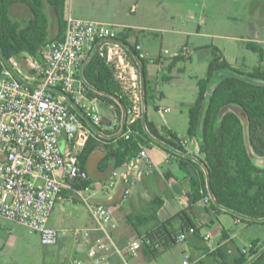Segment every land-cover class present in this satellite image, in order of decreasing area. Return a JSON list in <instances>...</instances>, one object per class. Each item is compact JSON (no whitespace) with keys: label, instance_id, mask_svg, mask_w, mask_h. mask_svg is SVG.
Returning a JSON list of instances; mask_svg holds the SVG:
<instances>
[{"label":"built area","instance_id":"obj_1","mask_svg":"<svg viewBox=\"0 0 264 264\" xmlns=\"http://www.w3.org/2000/svg\"><path fill=\"white\" fill-rule=\"evenodd\" d=\"M65 22L61 39L47 43L38 57L23 55L25 64L32 70L29 75H23L16 59L6 61L0 57V218L23 224L38 233L41 244L52 246L65 233L49 224L52 209L62 200L80 203L93 227L75 228L73 233L80 240L78 244L85 248L89 263L131 264L130 258L141 248L142 239L128 240L123 246L115 243L112 232L118 223L113 208L92 201L89 176L79 164L78 151L86 139L90 135L108 138L109 134L99 126L103 118L100 99L87 93V87L93 88L82 72L96 55L114 63L117 78L132 97L131 103L124 107L119 101L121 96L107 95L121 107V122L114 128L118 130L114 138L128 139L131 134H138L131 126L142 116L138 61L145 59L146 53L140 43L133 42L135 53L121 39L119 34L128 27L79 19L69 13H65ZM189 52L186 44L170 55L168 50H163L165 60L188 58ZM158 110L162 113L167 108ZM61 137L69 145L65 154L60 152ZM150 168L143 145L112 170L106 186L123 183L126 197L141 170L149 172ZM64 191L68 194L64 195ZM210 200L209 195L202 201L208 204ZM93 231L98 235L92 236ZM192 232L191 228L180 232L177 242H184L186 234ZM250 247H244L242 252L248 254ZM72 264H86V261L77 258ZM181 264L200 263L183 251Z\"/></svg>","mask_w":264,"mask_h":264},{"label":"trees","instance_id":"obj_2","mask_svg":"<svg viewBox=\"0 0 264 264\" xmlns=\"http://www.w3.org/2000/svg\"><path fill=\"white\" fill-rule=\"evenodd\" d=\"M15 4L28 8L29 17L22 23L10 15V9ZM45 5L51 9L55 26L54 35L50 33V19L44 11ZM65 26V0H0V57L6 61L16 59L20 66L25 68L23 55L27 53L38 57L47 43L63 37ZM119 35L136 53L134 43L137 42V37L133 36L132 29L126 28ZM130 37L135 38L134 43L129 41ZM246 46L257 53L259 63L245 71L231 66L218 47L214 45L205 47L210 50L211 58L207 63L205 76L196 81L197 93L188 106L186 129L188 137L197 139L201 155L197 160L203 163L204 168L190 157L177 154L178 152L156 143L144 131L141 114L131 126L138 134L133 133L128 139L90 135L78 151L79 164L84 171L87 159L96 149L104 150L98 164L99 170H103L109 161L113 162L114 168L120 167L150 141H154L153 143L166 152L176 156L180 168L188 175L189 191L185 195L187 206L170 219L157 221L151 230L140 237L141 246L146 247L151 258L176 244V237L180 232H188L190 228L193 229L192 233L199 231L200 226L190 213L196 202L209 196V191L214 200L211 198L206 208L218 213L227 212L236 220L245 223H255L253 218L264 217V167L255 164L248 151L250 147L256 156H264V53L256 42L247 41ZM126 55L130 58L128 52ZM185 59L187 58L175 57L166 60L165 63L159 59L157 61L161 66L171 69L177 61ZM141 62L144 76L143 95L146 101L148 91L146 59H142ZM218 71L227 73L213 80ZM82 73L89 86L93 88L87 87V93L90 96L96 94L103 108L113 105L120 119V105L107 95L116 98L121 96L119 101L124 107L131 103L132 97L126 85L117 78L114 63L105 62L96 55L85 65ZM228 105L237 106L245 113V124L236 112L223 111ZM147 126L155 139L185 153L181 145L183 140L175 132L148 119ZM206 172L209 189L206 184ZM88 183H91L90 177ZM215 201L226 210L219 208ZM151 202V212L155 214L161 203L158 197ZM175 221L179 222L177 229L173 226ZM262 244L264 240L261 242L253 240L248 254L237 250L236 256L230 262L227 256L222 255L221 248H216L211 255L217 257L218 264H244ZM248 264H264V252Z\"/></svg>","mask_w":264,"mask_h":264},{"label":"rangeland","instance_id":"obj_3","mask_svg":"<svg viewBox=\"0 0 264 264\" xmlns=\"http://www.w3.org/2000/svg\"><path fill=\"white\" fill-rule=\"evenodd\" d=\"M65 8L79 19L131 27L133 36L146 53L147 115L158 125L170 126L187 142L191 139L186 134L188 106L197 93L196 81L205 76L211 58L210 50L205 47L215 45L234 68L244 71L259 63L257 53L246 46L247 41L256 42L264 53V0H65ZM44 11L53 30L50 7L45 5ZM10 15L22 23L29 17V11L27 6L15 4ZM184 44L190 50L187 59L177 61L171 69L164 65L159 68L154 63L158 59L166 62L163 50H168L170 55ZM226 73L216 72L213 80ZM157 107L167 110L161 115ZM226 110L241 114V109L234 105L227 106ZM114 113V107L110 113L108 107L101 106L102 117L112 120ZM114 119L117 129L121 121L116 113ZM101 156V150L97 149L85 164L86 171L94 179L106 173L98 168ZM72 206H66L70 215L64 224L69 230L64 239L69 244L65 245H43L38 233L23 224L7 221L5 227L0 228V264H72L78 255L71 245L80 242L73 230L80 226L78 220L84 210L81 204ZM144 211L146 208L137 213ZM212 218L216 227L209 229L210 223L202 227V232L213 241L211 245L216 244L220 227L231 235L235 252L264 237V223L241 222L227 212H219Z\"/></svg>","mask_w":264,"mask_h":264},{"label":"crops","instance_id":"obj_4","mask_svg":"<svg viewBox=\"0 0 264 264\" xmlns=\"http://www.w3.org/2000/svg\"><path fill=\"white\" fill-rule=\"evenodd\" d=\"M65 13H68L66 8H65ZM50 33L51 35H54L55 28L53 30L50 29ZM136 40L139 43L138 39ZM133 42H135V38L133 39ZM154 63L157 66H159V68H162L159 61H155ZM19 67L21 68L24 76L29 75V73H31L32 71L27 64H25V68L20 66V64ZM110 107L111 106H109L108 109L109 112L111 113L113 106L111 108ZM156 109L158 110L159 108L157 107ZM159 113L163 115V112L162 113L159 112ZM114 116H112V120L110 117H109L110 119H108V121L111 120L112 123L104 127V131L109 132V134L107 135L109 139L114 138V135L118 131L114 129L116 125V120L114 119ZM146 117L149 121H152L154 124H156L154 120L148 117L147 111H146ZM164 126L173 131V129L170 126L167 125ZM176 135L179 138H181L177 133ZM182 140L184 141V143L181 145L185 150V156L189 157L188 155L191 156L193 155L195 158H199L201 156L198 151L199 146L196 138H191L188 142L184 139ZM153 142L150 141L146 145H144L151 167L150 171L146 172L143 169L141 170L139 177L136 179L135 183L131 186L130 193L126 197L123 196L124 193L123 183L118 182L117 185H115L114 187L106 186L110 174L114 169L112 161H109L107 165L104 166L103 170H106V173H104L103 175H99L97 179L92 178L85 169V172L88 174L91 181L90 192H91L92 201L105 203L113 208V216L116 219L118 226L112 232V236L115 243L118 246H123L128 240L140 238L147 231L151 230L157 224V221L158 222L166 221L171 217H173L174 215H176L177 213H179L180 211H182L183 209H185L187 206V200L185 195L189 191L188 175L183 169L180 168L175 155L169 154L163 148H161L160 146H158ZM68 146L69 145L66 138L61 137L59 142V147H60V152L62 154L66 153ZM100 150L103 156L104 150L103 149ZM101 158L99 159L98 163L100 162ZM254 158L258 166L264 167V156L262 157L254 156ZM67 194L68 192L64 191V195ZM157 197L159 198L161 205L157 209L156 213L153 214L151 212V204H152L151 201L152 199ZM69 204L73 205L72 207L75 208L76 205L80 203H70L65 200H62L59 201L51 211L49 224L60 230H65V233L59 237L57 244H55L54 246L58 245L59 243L61 244L63 243L64 245L69 244L67 242H64V239H67L68 237L67 233L69 231L67 227H65L64 225L66 222V218L70 215L66 209V206ZM206 207H208V204H205L203 203L202 200H200L193 205L192 211L190 213V216H192L196 220L197 225L200 226L199 231H197L196 233H187L186 240L184 242L176 241V244L161 251L154 258H151L147 254L146 247L141 246L137 254L132 258H130V263L131 264H181L182 252L187 251L188 253L191 254L193 259H198L200 264H218L216 261L217 257L214 258L211 255V253L216 248H221L222 255L227 256L230 262L232 258L236 256V252L234 251V246L232 244L233 239L231 235H229L227 230L224 227L222 228L220 227L218 233L216 234L217 242L215 245H211L213 241L211 242V239L206 235L207 233L205 234L202 232V227L207 226L209 223L212 225L209 227V229H213V227H216V225L213 223L212 215L215 217L217 216L218 212L212 210L211 208H206ZM83 208H84L83 213L80 215V219L78 220L80 226L77 228L93 227V222L87 210L85 209L84 206ZM143 208H146V211H144V213L138 214L137 210ZM152 216L156 218H152ZM7 221L10 220L0 218V228L5 227ZM173 226L174 229H177L179 226V222L175 221L173 223ZM95 235H98V233L93 231L92 236ZM263 240L264 237L259 241L261 242ZM64 247L66 248L68 246H64ZM71 249L76 251L75 254L78 255L77 258H81L82 260L86 261V264H90L89 263L90 258L88 257L85 248H83L82 245L80 244L71 245Z\"/></svg>","mask_w":264,"mask_h":264},{"label":"water","instance_id":"obj_5","mask_svg":"<svg viewBox=\"0 0 264 264\" xmlns=\"http://www.w3.org/2000/svg\"><path fill=\"white\" fill-rule=\"evenodd\" d=\"M125 45V44H124ZM126 47H128V45H125ZM129 48V47H128ZM134 57H135V59L137 60V58H136V56L134 55ZM138 65H139V74H140V86H141V92L143 91V81H144V76H143V66H142V62H140V61H138ZM229 106V105H228ZM226 108H227V106L223 109V111H226ZM233 111V110H232ZM241 111V114L239 113V112H237V111H234V112H236L241 118H242V120L244 121V124L246 123V115H245V113L242 111V110H240ZM122 123L124 124V121H125V112L123 111V113H122ZM141 122H142V126H143V128H144V130H145V132L148 134V136H150L151 138H153L156 142H158L159 144H161L162 146H164L165 148H169V149H171V150H175L172 146H170V145H168V144H166L164 141H161V140H158V139H155L153 136H152V134L150 133V131H149V129H148V126H147V117H146V101H145V97H144V95L142 94V116H141ZM110 121H108L107 120V118L106 117H103L102 118V121H101V124L102 125H110ZM248 151H249V154H250V156H251V158L253 159V161L255 162V158H254V156H256L254 153H253V151L251 150V148L250 147H248ZM176 152H178V153H180V154H184L185 155V153L184 152H182V151H176ZM191 159H193V160H195V161H197V162H199L200 164H202L201 166H202V168H204L203 167V163H201L200 161H198L197 160V158H195L193 155L191 156V155H188ZM255 164H256V162H255ZM205 170V169H204ZM206 184H207V186H208V189H209V182H208V175H207V172H206ZM209 195L211 196V198L214 200V197L212 196V193L209 191ZM215 203L217 204V206L219 207V208H221V209H223V210H226V208L225 207H223V206H220V205H218V203L215 201ZM253 220L254 221H256V222H261V221H264V217L263 218H253ZM264 252V244H262V246L254 253V254H252L251 256H249L248 257V259H247V261L244 263V264H248V263H250V262H252L253 260H255L259 255H261L262 253Z\"/></svg>","mask_w":264,"mask_h":264}]
</instances>
